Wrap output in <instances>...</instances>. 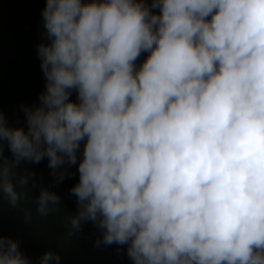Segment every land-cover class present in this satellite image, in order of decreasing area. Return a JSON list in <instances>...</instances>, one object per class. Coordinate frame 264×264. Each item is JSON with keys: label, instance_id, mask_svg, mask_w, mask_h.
Segmentation results:
<instances>
[{"label": "clouds", "instance_id": "9594fccd", "mask_svg": "<svg viewBox=\"0 0 264 264\" xmlns=\"http://www.w3.org/2000/svg\"><path fill=\"white\" fill-rule=\"evenodd\" d=\"M41 16L44 89L24 125L0 111V198L28 199L25 163L47 158L55 183L77 165L68 237L91 222L132 264H264V0H46ZM33 202L48 216L61 196ZM0 264L33 258L0 235Z\"/></svg>", "mask_w": 264, "mask_h": 264}, {"label": "water", "instance_id": "95a60500", "mask_svg": "<svg viewBox=\"0 0 264 264\" xmlns=\"http://www.w3.org/2000/svg\"><path fill=\"white\" fill-rule=\"evenodd\" d=\"M9 121L14 126L24 125V113L12 114ZM7 153L5 148V155ZM25 168L35 173L37 186H27L29 197L16 208L0 198V235L18 239L21 249L33 258V264H38V258L47 250L60 254V264H132L126 255V245H95L100 232L91 222L83 224L80 231L68 237L65 217L74 213L77 208L76 197L70 192L79 179L77 165L69 167L70 174L60 183H55L54 177L50 175L47 158L39 163H25L19 168V172L22 174ZM41 186L50 187V190L61 196L60 211L48 216L36 213L33 200ZM26 207L32 210L31 220L25 219Z\"/></svg>", "mask_w": 264, "mask_h": 264}, {"label": "flooded vegetation", "instance_id": "af4514ba", "mask_svg": "<svg viewBox=\"0 0 264 264\" xmlns=\"http://www.w3.org/2000/svg\"><path fill=\"white\" fill-rule=\"evenodd\" d=\"M45 3L46 0H0V111L8 118L23 113L22 104L37 103L44 89L37 45L43 39L41 12ZM147 55L141 53L136 64H141ZM70 99H76L74 91Z\"/></svg>", "mask_w": 264, "mask_h": 264}]
</instances>
